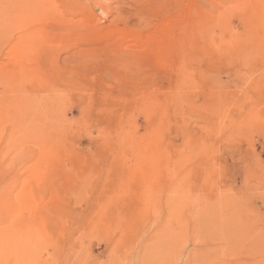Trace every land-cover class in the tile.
Returning a JSON list of instances; mask_svg holds the SVG:
<instances>
[{
	"label": "rangeland",
	"instance_id": "rangeland-1",
	"mask_svg": "<svg viewBox=\"0 0 264 264\" xmlns=\"http://www.w3.org/2000/svg\"><path fill=\"white\" fill-rule=\"evenodd\" d=\"M0 264H264V0H0Z\"/></svg>",
	"mask_w": 264,
	"mask_h": 264
}]
</instances>
